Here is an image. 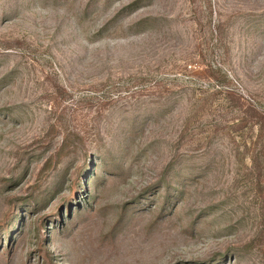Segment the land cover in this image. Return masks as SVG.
I'll list each match as a JSON object with an SVG mask.
<instances>
[{
  "label": "rangeland",
  "instance_id": "1",
  "mask_svg": "<svg viewBox=\"0 0 264 264\" xmlns=\"http://www.w3.org/2000/svg\"><path fill=\"white\" fill-rule=\"evenodd\" d=\"M0 264H264V0H0Z\"/></svg>",
  "mask_w": 264,
  "mask_h": 264
}]
</instances>
